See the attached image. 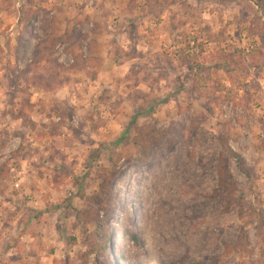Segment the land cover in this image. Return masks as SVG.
<instances>
[{"label": "rangeland", "instance_id": "374dc122", "mask_svg": "<svg viewBox=\"0 0 264 264\" xmlns=\"http://www.w3.org/2000/svg\"><path fill=\"white\" fill-rule=\"evenodd\" d=\"M0 172V264H264V0H0Z\"/></svg>", "mask_w": 264, "mask_h": 264}, {"label": "trees", "instance_id": "16d2710c", "mask_svg": "<svg viewBox=\"0 0 264 264\" xmlns=\"http://www.w3.org/2000/svg\"><path fill=\"white\" fill-rule=\"evenodd\" d=\"M47 42H49V40H43L41 42H39L37 44V47H36V51H35V55H38L39 53H41L42 49L46 46L48 47L47 45ZM36 60L37 58L35 57V62L34 64L36 63ZM233 61H236V60H233ZM154 107V106H153ZM152 107V110L154 109ZM136 119H137V116L134 118V120L132 121V123H136ZM170 132L169 131H163L161 132L160 134L158 135H154V133H148L147 135L145 134H141L140 136H136L135 138V142L141 146V153L143 155V158L144 160H146V158L148 156H150V150L153 146V144L155 143H159L161 142L162 140L163 141H166L167 145H172V143L174 144V140H171V138L169 139L168 136H169ZM168 139V140H167ZM238 160L241 161V157L240 156H237ZM1 174V172H0ZM110 191L108 189V194H101L99 196H97L95 198V203L100 206L103 210H105L106 212H110L111 210V204H110ZM84 213V211H80L78 215H82ZM90 213H97L95 211H90ZM108 219V218H106ZM119 222V221H118ZM98 231L100 232L101 230L104 231L103 229V224H102V217L99 219L98 223ZM132 240H134L135 242L137 241V236L136 235H133L132 237ZM101 244L100 246V254L103 256V257H108L110 255V237H107L106 240L104 241H100L99 242Z\"/></svg>", "mask_w": 264, "mask_h": 264}]
</instances>
